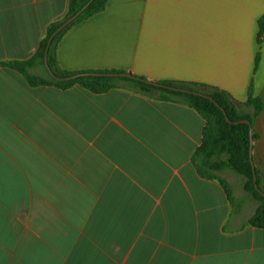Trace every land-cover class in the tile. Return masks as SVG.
I'll list each match as a JSON object with an SVG mask.
<instances>
[{
  "label": "crops",
  "instance_id": "0c3cea01",
  "mask_svg": "<svg viewBox=\"0 0 264 264\" xmlns=\"http://www.w3.org/2000/svg\"><path fill=\"white\" fill-rule=\"evenodd\" d=\"M69 1L0 0V63L30 60ZM263 16L264 0H109L62 38L58 64L204 84L240 104L252 91L264 177ZM205 124L182 104L31 87L0 66V264H264L255 212L192 164Z\"/></svg>",
  "mask_w": 264,
  "mask_h": 264
},
{
  "label": "trees",
  "instance_id": "16d2710c",
  "mask_svg": "<svg viewBox=\"0 0 264 264\" xmlns=\"http://www.w3.org/2000/svg\"><path fill=\"white\" fill-rule=\"evenodd\" d=\"M90 1L70 0L66 13L47 28L39 49L30 60L0 63V66L20 73L31 87L50 86L67 90L78 85L93 94H104L113 89L125 88L158 101L182 104L195 110L206 122L202 144L192 157V164L198 175L207 181H217L224 189L232 205L235 203L233 186L222 174L233 172L241 176L244 181L243 188L245 192L258 204L248 223L255 228L264 230V196L255 188V175L250 158L251 139L256 140L258 138L253 133V125L255 119L263 111V102L260 98L255 97L252 91H250L248 100L240 104L226 91L204 84L154 81L167 87L198 92L207 97L177 93L127 78L81 76L73 81L59 82L50 76L45 63L46 49L50 37L67 20L78 14ZM108 5L109 0H94L74 23L55 38L48 53V63L51 71L57 77L69 78L91 73L125 74L122 71L70 72L62 70L58 64L57 48L62 38L76 25L104 12ZM263 38L264 16L260 20L259 44L262 43ZM36 69L41 73H36ZM138 78L147 80L143 77ZM225 113L232 123L226 120ZM243 121L249 123L233 124ZM256 176L257 184L260 190L264 192L258 170H256Z\"/></svg>",
  "mask_w": 264,
  "mask_h": 264
},
{
  "label": "water",
  "instance_id": "95a60500",
  "mask_svg": "<svg viewBox=\"0 0 264 264\" xmlns=\"http://www.w3.org/2000/svg\"><path fill=\"white\" fill-rule=\"evenodd\" d=\"M94 0H91L78 14H76L75 16H73L72 18H70L69 20H67L61 27H59L53 34L52 36L50 37L49 41H48V45H47V49H46V56H45V63H46V67H47V70L50 74V76L55 79L56 81H59V82H69V81H73L81 76H92V77H109V78H127V79H131V80H136V81H142V82H145L149 85H152V86H155V87H158V88H165V89H169V90H172L174 92H177V93H182V94H192V95H197V96H203V97H207L201 93H198V92H193V91H190V90H186V89H179V88H172V87H167V86H164L162 84H159V83H156V82H153V81H149V80H142L132 74H128V73H125V74H116V73H111V74H98V73H91V74H84V75H80V76H73V77H69V78H59L57 77L50 69L49 67V63H48V53H49V50L52 46V43L53 41L55 40V38L61 34L65 29H67L72 23H74L87 9L88 7L91 5V3L93 2ZM210 100L214 101L212 98H210ZM225 116H226V120L229 122V123H232L229 119V117H227L226 113H225ZM241 123H249L247 121H243V122H235L233 124L235 125H239ZM253 144H254V140L251 139V150H250V158H251V164H252V167H253V171H254V175H255V188L258 192H260L263 196H264V192H262L257 184V176H256V168H255V165H254V161H253Z\"/></svg>",
  "mask_w": 264,
  "mask_h": 264
},
{
  "label": "rangeland",
  "instance_id": "374dc122",
  "mask_svg": "<svg viewBox=\"0 0 264 264\" xmlns=\"http://www.w3.org/2000/svg\"><path fill=\"white\" fill-rule=\"evenodd\" d=\"M41 73V72H40ZM225 178L232 184L233 191H234V197H236L235 200V209L236 211H239V209L243 208V212H246L247 216L249 217L251 214L255 212V209L257 208V203L251 198L250 195H248L244 188H243V178L233 172H226ZM260 181L261 185L264 189V177L260 174Z\"/></svg>",
  "mask_w": 264,
  "mask_h": 264
}]
</instances>
